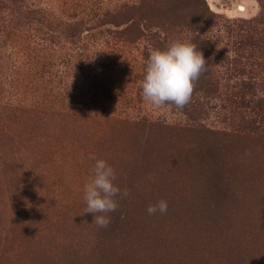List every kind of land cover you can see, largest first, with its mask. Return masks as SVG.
Here are the masks:
<instances>
[{"label":"rangeland","instance_id":"374dc122","mask_svg":"<svg viewBox=\"0 0 264 264\" xmlns=\"http://www.w3.org/2000/svg\"><path fill=\"white\" fill-rule=\"evenodd\" d=\"M105 1L29 0L51 14L54 38L46 43L40 39L45 24L0 0V264H7L6 260L31 264L24 255L25 244L13 240L17 232L25 231L28 242L42 249L36 264H123L125 260L128 264H198L199 257L207 255V246L217 248L226 237L247 247L239 258L232 255L236 260L227 258V264H264V234L255 228L263 222H258L260 215L254 208L240 206L252 183L245 180L252 172L249 167H254L247 162L248 155L246 162L238 161L235 172L226 165L222 170L228 191L223 186L214 189L213 183L207 184V174L183 161L196 142L177 136L143 142L132 121L144 118L254 136L249 124L256 121L257 111L252 108L259 110L256 101L264 97V68L256 59L258 51L234 42L240 25L263 13L261 1L206 0L219 17L211 35L215 50H223V60L216 64L222 96L192 94L182 109L171 103L156 108L143 98L141 84L155 49L149 39L132 45L114 38L107 31L114 29L111 26H64L74 15L96 10ZM24 15L33 25L25 19L11 30L7 21H24L18 17ZM31 28L40 29L35 50L28 48L25 38ZM245 141L237 138L214 147L216 156L201 157L202 170L216 159L220 168L224 166L225 154L247 152L242 149L249 144ZM208 145L214 144L206 140ZM89 154L106 160L115 170L114 183L128 189L129 195L118 201L121 211L131 212L138 202L146 209L160 200L167 202V211H157V217L146 212L147 220L140 217L149 224L143 234L134 232L133 223L139 221L132 217L122 238L115 234L111 241L105 237L107 243H98L92 216H82L84 186L95 164ZM261 165L264 171V160ZM254 177L262 178L257 194L252 193L261 207L258 211L264 210V173ZM249 248H260V253ZM123 254L126 259H121Z\"/></svg>","mask_w":264,"mask_h":264},{"label":"trees","instance_id":"16d2710c","mask_svg":"<svg viewBox=\"0 0 264 264\" xmlns=\"http://www.w3.org/2000/svg\"><path fill=\"white\" fill-rule=\"evenodd\" d=\"M4 1L11 3L17 6L21 11L28 13V16L37 21L38 24H45L47 26L45 29L41 28L42 35H40V39L43 40V42L48 43L50 42L49 40L54 38L51 33L52 30L49 28L51 23L48 16L50 17L51 14L47 13L44 8L33 6V3L29 2V0ZM260 1L264 8V0ZM1 4L5 5L4 2H1ZM97 5L96 10L92 8L88 12H81V15H74L69 22L64 23V26H68V28H76L84 24H89L91 26L96 25L97 27L111 26L114 29H108L107 31H110L114 35V38L122 39L127 42V44L132 45L147 38L155 49H165L174 41L195 43L197 45V50L203 53L207 65L206 70L202 71L199 78L194 81V91L192 94L203 95V97L206 98H221V80L218 76L216 64L220 60H223L221 56L223 50H215L214 40L211 35L215 28L219 26V17L210 10L206 0H108L102 4L98 3ZM18 17L24 19V21L19 20L18 22L16 19L9 21L6 20L11 25V30H17V26H19L20 23H24L25 19H28V22H26L28 23V26L33 25V22L25 15ZM39 32L40 29L31 28L30 30H27L25 38H28L30 43L28 48H31L32 50L37 49L36 46L39 45L37 34H39ZM236 37H238V39L234 43H239L243 48H250L252 51L253 49L258 51L259 56H256V59H258L260 65H262L260 68H264V55L261 54V50H264V10L259 18L246 22L244 25H240ZM250 55L252 56L253 54ZM98 62L100 61H93V64ZM228 99L230 100L231 97ZM234 100L237 99L235 98ZM240 101L244 103V97H241ZM256 104L260 106L259 110L252 108L257 111V115L254 116V120L256 121L249 124V126L252 127L249 130L254 136L245 134L237 135L238 132H229L225 129H204L199 126L167 125L158 121L152 122L144 118L134 119L132 121L134 125L138 127L136 130L140 131L143 142H149V139L152 138H159L162 141L170 140L173 136H177L181 141L188 140L196 142L194 147L184 154L183 161L187 167L189 164H193L194 168L197 169V172L201 171V173L207 174V184L209 185L213 183L214 189L220 190L223 186L227 190L225 179L226 172H224L225 174L221 177L222 170L225 169L226 165V169L230 168L232 170L230 172H235L236 167L239 166L237 165L238 161L242 158V160H245L246 162L245 154L249 153L250 155H248L247 162L250 163V166L254 167H249V170L252 172L247 175L245 180L252 183L249 185V188L246 189V193L242 195L240 206H245L247 208L252 207L255 209V212L259 213L260 217L258 222L262 221L263 225L255 224V228L260 233L264 234V210L261 209L258 211V208L261 207L256 202L253 194H257V188L262 180V178L255 180L254 176L264 173L261 165L262 160H264V153L261 155L260 152L261 149H264V144H262L264 143V97L258 98ZM237 138L248 140L245 141V144H249L242 148L243 150L245 148L247 152L233 151L229 156L225 154L224 159H227L229 163L226 162L224 166L220 168L218 164L220 161L216 159L214 165L206 166L205 169L202 170L204 159L201 157L208 156L209 154H214L216 156V149H214V147L227 145V142L234 141ZM206 140L214 145L206 146ZM243 143L244 141L242 144ZM167 157L169 159L172 158L171 156ZM197 157H199L197 164L192 163L193 159H196ZM146 158V155H143L141 162L144 163ZM210 176L215 177V180L213 181ZM218 183L220 184L219 188H217ZM222 189L223 188H221V190ZM122 198L124 197L118 196L116 197V200L120 203ZM144 207L145 206H142V204H139L138 202L134 210H131V212H128L127 210L121 211L117 208L116 211L107 213L106 215L110 217V223L107 227L96 225L93 222L94 214L92 213L85 212L84 210L82 216H92V223L95 224L94 230L92 231L94 234H98L95 237V240L98 243H107L105 237H110V241L111 237L115 234H117V239H119V236L121 238L123 237L125 230L132 225V217L134 220L137 218L139 221V224L133 223L135 229L134 232L136 233L137 231L143 234V228H149V224H145L139 220L140 217L147 220L146 212L148 207L146 209ZM154 215L157 217L158 214L155 213ZM86 226H89L88 223ZM16 234L17 235L13 236V240L18 241V243L20 242V244H25V247H23V249H25L24 255H27V259L30 263H40L37 256L42 252V249L38 250L36 244L28 242V234L26 231L24 233L17 232ZM209 239L210 238H208V240ZM213 241L215 240L212 239V242ZM234 241L235 244L226 237L221 241L222 244H217V248L207 246L205 249L207 255L200 256L198 264H211V262L221 264L218 262L225 261L223 259H226L225 262L227 264V258L231 261L236 260L237 257L239 258L240 255L244 253V251L247 252V247L238 244L236 239H234ZM108 245L109 244H106L103 248L105 249ZM214 249L217 251H214ZM219 250L224 253V257L219 255ZM259 250L260 248L256 251L251 250V252L257 255V253H260ZM233 254H236L237 257L232 256ZM126 258V254L121 256V259ZM6 261H8L7 264H13L9 260ZM128 262L129 260H125L123 261V264H128ZM23 263L24 262L22 261L20 264ZM113 263L114 262H112V264ZM192 264H194V261ZM252 264L256 263L252 262Z\"/></svg>","mask_w":264,"mask_h":264},{"label":"clouds","instance_id":"9594fccd","mask_svg":"<svg viewBox=\"0 0 264 264\" xmlns=\"http://www.w3.org/2000/svg\"><path fill=\"white\" fill-rule=\"evenodd\" d=\"M206 65L203 53L192 42L174 41L165 49L152 50L141 84L143 98L156 108L171 103L182 109L190 101L194 81L206 70ZM88 159L94 160L95 164L84 186L85 212L94 214L93 222L96 225L107 227L110 217L106 214L118 208L116 197H127L129 191L127 188L121 190L114 183L115 170L106 160L98 159L95 154H89ZM157 211H167L165 200L150 204L147 208L150 215Z\"/></svg>","mask_w":264,"mask_h":264}]
</instances>
